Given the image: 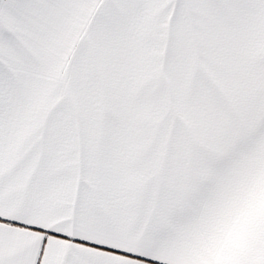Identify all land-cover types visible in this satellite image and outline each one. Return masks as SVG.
<instances>
[{"label": "crops", "instance_id": "crops-1", "mask_svg": "<svg viewBox=\"0 0 264 264\" xmlns=\"http://www.w3.org/2000/svg\"><path fill=\"white\" fill-rule=\"evenodd\" d=\"M0 264H264V0H0Z\"/></svg>", "mask_w": 264, "mask_h": 264}, {"label": "rangeland", "instance_id": "rangeland-1", "mask_svg": "<svg viewBox=\"0 0 264 264\" xmlns=\"http://www.w3.org/2000/svg\"><path fill=\"white\" fill-rule=\"evenodd\" d=\"M257 117L261 116V111H256ZM228 128V126H226ZM247 124L240 121V125L229 127L230 133L226 135V140L218 141V166L247 165L251 162L258 164L257 159L245 157L248 143H246ZM240 140L242 143H240ZM254 161V162H253ZM251 163V164H252Z\"/></svg>", "mask_w": 264, "mask_h": 264}]
</instances>
